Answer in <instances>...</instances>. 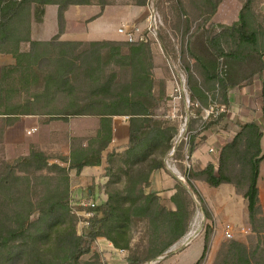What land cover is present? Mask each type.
<instances>
[{"label": "trees", "instance_id": "16d2710c", "mask_svg": "<svg viewBox=\"0 0 264 264\" xmlns=\"http://www.w3.org/2000/svg\"><path fill=\"white\" fill-rule=\"evenodd\" d=\"M147 1L136 0L135 6L143 7ZM207 1L212 4L210 22L222 0ZM48 5L59 9L60 32L51 41H32V20L41 23ZM72 5H99L103 9L109 4L93 0H0V54L11 55L16 61L15 65L4 66L1 70L0 117L35 115L68 119L92 116L99 119L96 137L87 140L86 146L79 145L71 152L69 161L64 162L69 164L68 167L52 164L44 152L36 150L13 163H3L0 170V264H90L88 261L83 263L82 259L91 253L98 238H105L116 249L130 253L134 241L132 227L148 220L154 234L147 243V256L140 259L130 254L126 258L127 264H146L164 255L187 234L193 215L189 192L180 182L172 197L175 210L168 209L157 193H146L151 175L164 169V162H156L151 154L163 144L169 150L174 131L158 119L153 54L145 43L60 41L65 25L64 14ZM247 5L248 0L237 22L231 26L210 23L206 32L207 44L218 59L207 60L192 52L203 69L202 77L221 83L228 106L229 91L238 89V83L232 68L222 61L223 54L214 46L210 30L216 27L227 32L238 30L243 37ZM244 36V41L255 37L253 34ZM24 43L30 45L29 50L22 49ZM44 60L53 69L43 71L41 75L42 71L35 67ZM7 72L20 74L26 83L22 88L29 86L33 77L43 78V92L25 106L11 103L8 95L15 91H9L5 86ZM257 75L260 96L264 98V68ZM193 93L194 97L198 95L206 99L199 85L193 87ZM57 102L64 105L61 104V108L53 106ZM262 115L264 117V105ZM115 117H128L129 143L123 152L114 149L104 157L113 141ZM263 133L258 123H243L236 137L222 148L218 167L210 163L193 175L194 179H201L210 187L230 184L238 192L244 189L250 225L260 239L264 234L258 185L264 160ZM195 139L192 140L190 155L196 148ZM140 156L143 160L151 159L148 169L139 166ZM104 158L107 164L105 177L108 178L104 185L107 201L96 203V207L90 209L92 218L88 231L78 235L71 216L74 208H70L69 173L75 170L80 174L86 167L101 166ZM235 159L234 169L231 164ZM117 161L122 163L119 171L115 167ZM193 178H187L188 185L204 205L209 219L205 200L192 182ZM118 183H123L124 187L117 188L115 185ZM36 213L38 218L32 220ZM210 245L211 234L207 233L203 253L195 264L204 262ZM223 249L215 264H264L257 260L260 247L252 250L245 243L232 241ZM96 264L103 263L97 260Z\"/></svg>", "mask_w": 264, "mask_h": 264}, {"label": "rangeland", "instance_id": "374dc122", "mask_svg": "<svg viewBox=\"0 0 264 264\" xmlns=\"http://www.w3.org/2000/svg\"><path fill=\"white\" fill-rule=\"evenodd\" d=\"M93 1L95 3L109 5L135 6L136 4V0ZM243 2V5H245L247 0H243ZM152 8L159 13L162 20V25L158 32L159 43L153 45L148 43L153 56L156 54L157 57L163 60L160 67L161 78H155L157 80L155 95L157 96L159 104L157 114L158 119L166 123L164 126H170L174 128V131L172 132V137L168 144L171 148L166 150V145L163 144L151 155L156 162H164V169L173 176H176L169 170L167 161H171L170 152L172 148L175 147V138L187 118L189 141L187 144L178 143L177 153L174 157L177 160L175 163L177 169L186 176L185 181L176 177L180 184L188 190L189 199L191 200L190 211L193 212V215L190 220L188 231L192 228L195 219L203 218L204 220V231L194 240L195 242L193 241L192 247L187 251L191 252V255L186 258V261L182 264H195L200 259L203 253V248L200 247V241L205 243L207 233L211 234V245L207 258L202 264H215L219 254L224 250L223 248L225 245L232 241L245 243L252 250L260 247L257 260L264 262V234L261 235L262 239H260V236L253 232L249 217L248 221L246 219L248 203L243 196L244 189L238 192L233 185L224 184L233 186L236 190L238 196L237 203L236 205L233 203L232 206L229 197L226 199L222 198V202L220 203V198L214 187H210L201 179L196 180L193 178L194 174H198L210 163L214 164L216 168L218 167L222 148L236 137L243 123L256 122L261 126L264 132V117L262 115L264 98L260 96L261 86L257 75V72L261 68H264V0H248L247 8H245L247 23L242 31L245 32L244 34L247 35V37L253 34V36H255L254 39L250 37L248 40L244 41L242 39L245 37L244 34L243 37H241L242 35L238 30L235 32H227L218 27L210 30V38L214 46L223 54L222 61L232 68L238 83V89L229 91V106L225 102L221 83L218 80L214 81L209 78H203L201 75L203 69L192 55V52H196L207 60L218 59L210 50L206 36L210 23H213L212 20L208 22L212 4L207 0H148L145 6H143V16L139 23H132L127 25L126 28L131 29L133 26L144 28ZM123 10L124 9L121 7H110L104 18L99 22V26L105 31L116 32L118 25L130 18ZM56 31L57 7L50 6L48 8L46 25L39 35H41V39H49ZM154 49H156L157 53H155ZM5 63H8V60H0V65ZM50 66L47 60H44L42 64L35 67V69H40L42 75L43 71L47 72L53 69ZM174 66L186 75L189 97L194 104L192 107V116L190 113H187L184 100H176L175 97H173L172 89L170 90L167 87V80L169 78L172 79V70H177ZM224 68H227V66ZM30 82L29 86L22 88L26 83L20 77V74H13L11 72L8 74L5 80V86H7L9 91L11 89L15 91L13 95H8V98L11 97V103L25 106L28 104L29 100L32 102L33 97L39 96L38 94L43 92L45 86V80L43 78L36 79L33 77ZM198 85L204 92L206 99L200 98L198 95L194 97L193 87ZM22 91L25 92L22 94ZM61 104L64 105L62 102H57L53 104V106L61 108ZM188 114L191 117H189ZM72 119L74 118L65 119L61 117L51 118L41 116L39 123L42 126L41 129L36 131V135L32 139L30 152L31 150L42 151L50 158L52 164L57 163L63 167H68L69 164L64 162L69 161L71 152L79 145L83 147L86 146L87 140L96 137L99 130V126H94L88 128L89 131H87V128L82 126V124L78 126L76 124L73 125L71 122ZM7 127V119L0 117V170L3 163H13L18 159H8L6 147L3 143L5 141L4 135ZM7 138L10 141H17L18 132L12 131ZM193 139H195L196 148L189 160L192 167L190 171H185L184 162L186 161L187 154H190ZM210 148L215 149V153H210ZM262 149V154L264 155V133L262 138ZM124 150L125 149L119 152H123ZM142 158V156L138 158L140 161L139 166L148 169L149 165L152 163L151 159L146 158L143 160ZM170 163H173V161ZM236 164L237 161L235 159L231 164L234 169L236 168ZM115 167L117 171H119L118 168L122 167V163L117 161ZM69 174L71 179V174H76V171H70ZM187 178H193L192 182L194 185L198 184V182L201 183V190H199L196 185L195 187L205 200L206 208L210 214L209 219L205 214L204 205L190 189ZM122 179H124V177ZM32 181L34 182V178ZM36 182L35 180V183ZM78 185L72 190L71 184L72 200L70 202V208L71 206L74 208L71 214L73 224L75 225L78 235H82L84 232L88 231V225L84 224L86 219L81 214L78 215L76 213L80 210H84L79 204L81 202H95L100 204V200L90 201L89 198H87V194H84L81 200L77 198L76 191ZM123 185V183H118L115 186L122 189L124 187ZM261 185L264 192V160L261 163ZM33 194H35V191H33ZM210 204L214 206V212L218 215L217 221L214 220V213L213 209L209 207ZM38 216L37 213L34 214L32 220H36ZM228 224L234 229L233 239H227L225 236V227ZM153 232V227L150 226L148 220H144L138 223L137 226H133L131 231V236L134 240L132 251L122 254H126L125 256L127 257L130 254L137 255L140 259H145L147 256V243L148 240L153 237ZM216 232L217 238L214 241ZM199 238L200 241H198ZM178 242L157 260L146 264H163L165 257L170 254H177L192 244L177 249L175 245ZM95 244L96 242L92 245L91 253L83 257V263L88 261L90 264H96V261L99 260L103 264H109V261L105 259L103 253L96 248ZM117 260L122 262L120 258Z\"/></svg>", "mask_w": 264, "mask_h": 264}, {"label": "crops", "instance_id": "0c3cea01", "mask_svg": "<svg viewBox=\"0 0 264 264\" xmlns=\"http://www.w3.org/2000/svg\"><path fill=\"white\" fill-rule=\"evenodd\" d=\"M243 0H222L218 11L212 17V22L215 24H223L227 26H231L233 23L237 22L240 11L243 8ZM48 5L46 7L45 16L41 23L32 20L31 24V35L30 38L32 41L38 42H46L51 41L54 37H56L60 32L59 27V19L58 12L59 9L57 6V31L50 36L49 39H41L40 32L46 25V19L48 14ZM110 7H121L123 8V12L129 15V19L124 20L120 25H118L116 32L114 31H105L101 26H99V22L104 18L105 14L109 10ZM91 9V10H87ZM143 7L134 6V5H108L105 8H101L99 5H72L70 6L65 14V25L64 31L60 35V41L68 42V41H81V42H92V41H125V37L119 33V29L122 27H126L132 23H139L143 16L142 12ZM37 34V35H35ZM37 36V37H36ZM29 44H22V49L24 51L29 50ZM155 53H157L156 49H154ZM0 60H8V63L0 65V74L1 70L4 66H12L16 64L15 59L11 55H2L0 54ZM154 60V76L156 79L161 78L160 67L163 63L162 58L157 57L155 54L153 56ZM167 87L171 90L173 89V81L171 78L167 80ZM3 118V117H2ZM41 116L35 115H20L17 117L5 118L8 122V127L5 131V141L3 142L5 145L6 153L8 154V159H16L19 157L28 156L30 154V145L32 143V139L35 137L36 131L41 129L40 125ZM73 125L82 124L87 128L98 127L99 119L92 116H81L74 117L71 120ZM46 124V123H45ZM114 134L113 141L104 153V157H106L107 153L112 152L114 149L117 151H122L126 148L129 143V122L126 121L125 117H115L114 122ZM12 131L18 132V140L10 141L7 137L10 135ZM89 133V132H88ZM34 135V136H33ZM2 143V144H3ZM195 156V155H194ZM106 159L104 158L101 166L95 167H86L82 170L80 174H71V184L72 190L77 187L76 191L77 198L80 200L83 199L84 194H87V198L90 201L100 200L105 202L107 201V195L104 191V185L108 182V178L105 177V168H106ZM75 175V176H74ZM75 178H74V177ZM179 183L178 178L173 176L165 169H161L155 171L150 178V187L146 189V193H157L161 199L163 204L170 210H175V205L172 202V197L176 193V186ZM196 187L201 190V183L195 184ZM259 191H260V200L264 214V192L261 185V175L259 179ZM204 186V185H203ZM86 187V188H85ZM217 193L219 202H222V198H230V202L233 206V203H237V193L233 186L230 185H221L215 188ZM226 201V200H225ZM209 205V203H208ZM216 205V204H215ZM213 209L214 220L217 221L218 215L214 209V206L210 204ZM235 207V206H234ZM246 219L248 221V213L246 211ZM217 232L214 236V241L217 238ZM200 241V238L199 240ZM195 242V241H194ZM187 247L186 249L180 251L177 254H170L165 257L163 264H182L186 261V258L190 257L191 252H187L190 247H192L193 243ZM96 248L99 249L100 252L103 253L105 259L109 261V264H127L125 256L126 254H122L127 251L116 249L111 242H109L105 238H98L96 241ZM200 247L204 248V243L200 241ZM189 255V256H188ZM122 259L120 262L117 259Z\"/></svg>", "mask_w": 264, "mask_h": 264}, {"label": "built area", "instance_id": "2783aa9c", "mask_svg": "<svg viewBox=\"0 0 264 264\" xmlns=\"http://www.w3.org/2000/svg\"><path fill=\"white\" fill-rule=\"evenodd\" d=\"M162 20L159 16V13L152 8L151 12L149 14V17L147 19V24L144 28L140 26H133V28L128 29L126 27H122L119 29V33L125 37V41L129 43H150L151 45L155 43H159L158 39V32L161 28ZM176 67V66H174ZM172 69V68H171ZM177 69V67L175 68ZM172 81H173V89L172 94L173 97H175L176 100L182 99L184 100V106L185 109H187V113H190V115H193L192 107L194 104L191 102V99L189 97V87L187 83L186 75L179 71L178 69L176 71L172 70ZM189 115V114H188ZM189 115V117H191ZM126 120H128V117H125ZM188 120L185 119V122L179 130V133L177 134L175 140V147L172 148L170 152V158L173 163H170L171 161H167V166L169 170H171L180 180L185 181V175L182 174L176 167L175 163L177 162L176 156L178 143H188L189 141V132L187 128ZM210 153H215V149L210 148ZM192 155L187 154L185 163V171H190L191 169V159ZM80 207H83L84 210H80L79 212H76L78 215H82L85 220V225L89 224L90 218H92V212L90 209H93L96 207L95 202H81ZM204 220L202 219H195L192 228L187 232V234L175 245V248H181L190 245L195 239H197L201 234L202 231H204L203 226ZM234 229L231 225H226L225 227V236L227 239H233L234 238Z\"/></svg>", "mask_w": 264, "mask_h": 264}]
</instances>
